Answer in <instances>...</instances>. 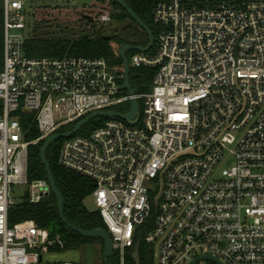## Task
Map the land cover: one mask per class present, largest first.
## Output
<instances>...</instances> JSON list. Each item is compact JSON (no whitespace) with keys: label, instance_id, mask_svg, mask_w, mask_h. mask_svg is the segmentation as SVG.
<instances>
[{"label":"built area","instance_id":"2783aa9c","mask_svg":"<svg viewBox=\"0 0 264 264\" xmlns=\"http://www.w3.org/2000/svg\"><path fill=\"white\" fill-rule=\"evenodd\" d=\"M1 1L0 264H83L45 262L64 249L61 235L9 224L15 204L52 194L48 179H28V148L93 112L128 113L134 99L135 123L107 118L58 150L61 167L94 182L118 264L142 238L153 264H264V0L159 1L154 52L129 62L156 72L150 91L133 94L105 58L25 53L28 6L83 3L108 26L111 0ZM20 112L34 115L36 140L26 141Z\"/></svg>","mask_w":264,"mask_h":264},{"label":"trees","instance_id":"16d2710c","mask_svg":"<svg viewBox=\"0 0 264 264\" xmlns=\"http://www.w3.org/2000/svg\"><path fill=\"white\" fill-rule=\"evenodd\" d=\"M129 7L145 22L152 30L153 35L157 36V28L153 22V13L156 5L161 0H124ZM113 21H125L131 19L133 25L124 28L125 35L117 36L114 33H107L102 36H78L66 34H38L35 29L30 30V34L25 42V53L31 58H64L72 56H83L92 58H105L109 64L119 73L124 74V64L120 56V49L124 44H132L138 47H146L150 38L146 31L138 27V23L116 0H111ZM89 19V18H87ZM90 20V19H89ZM146 38V42L137 44L129 37ZM133 54L136 50L130 51ZM152 48L148 54H152ZM128 58V52L126 53ZM4 63V8L0 0V71ZM156 69L150 67H132L130 69V85L134 92L150 91ZM113 110L125 112L128 106L114 107ZM3 112V103L0 101V115ZM25 139L28 142L40 137L34 121V115L19 113ZM107 118L100 117L91 120L82 128V135L90 134L94 129L106 122ZM77 123V122H76ZM67 125L59 130V133L71 130L76 124ZM81 131V130H80ZM79 134V132L77 133ZM65 139H61L51 144L46 152L53 175L58 188L60 189L65 201L66 218L79 228L91 230L96 228H106L102 216L98 210L91 211L85 206V199L92 195L95 185L94 182L74 171L61 167L58 163V150ZM44 141L31 144L28 148V179H47L46 167L41 159L40 151ZM32 220L38 227L48 229L53 235L60 234L65 242L64 249L79 248L92 243L101 244V257L103 260L104 242L101 238L84 237L78 232L69 229L59 216L58 201L53 193L39 203L22 201L15 204L9 211V224L11 226ZM153 248L142 238L139 250V264H153ZM111 264H115L110 260ZM118 264V262H117ZM126 264H136L133 257V250L129 251Z\"/></svg>","mask_w":264,"mask_h":264},{"label":"rangeland","instance_id":"374dc122","mask_svg":"<svg viewBox=\"0 0 264 264\" xmlns=\"http://www.w3.org/2000/svg\"><path fill=\"white\" fill-rule=\"evenodd\" d=\"M88 4L92 5L91 3ZM96 12V8L91 10L90 7L87 8L83 3L73 4L56 1H38L33 5L28 6V30L35 29V31L41 35H46L47 32H50V34H76L75 37L86 35L102 36L107 33H114L117 36H123L125 35L124 28L126 26L133 25L131 19H127L122 22L113 21V23L108 26L102 25L97 19L98 15ZM85 15L92 16L93 20L91 21L87 19ZM138 27L143 30L139 25ZM129 39L137 44L146 42L145 37L141 38L134 36L129 37ZM130 51L131 50L127 52L128 60L131 63L134 54ZM99 118L100 117H95L92 120H96ZM79 134L82 135V129L81 131H79ZM16 193L18 195L16 199L19 202L21 199L20 196L23 193V188H19ZM84 203L89 210H97V207L91 195L87 199H85ZM132 250L133 248L130 251ZM64 260H71L76 263L83 264H101V244L96 242L81 246L79 248L55 249L52 250L49 254H46L44 259V261L47 263H55ZM110 260L113 263L117 264L116 253H113V255L110 257Z\"/></svg>","mask_w":264,"mask_h":264},{"label":"water","instance_id":"95a60500","mask_svg":"<svg viewBox=\"0 0 264 264\" xmlns=\"http://www.w3.org/2000/svg\"><path fill=\"white\" fill-rule=\"evenodd\" d=\"M116 1L118 3H120V5H122V7H124L127 10V12L135 19V21L138 23V25L144 31L147 32V34L149 35V38H150V42L146 47H138V46H133L130 44H124L120 49V56H121V58L123 60V64H124L125 85H126L128 92L130 94H133V90H132L131 85H130V69L131 68H130L129 60L127 58L126 53L129 50H136L138 52L148 53L154 45L155 36L153 35L150 27L145 22H143L141 20V18L133 11V9L131 7L128 6V4L124 0H116ZM91 21H92V19H91ZM138 110H139V102H138V100L134 99L132 101V104H131V110L128 113H119V112H115V111L93 112V113L89 114L88 116L84 117L83 119H81L79 122H77L71 130H69L67 132H62V133H57V134L51 135L50 137L45 139V141L41 147V151H40L41 159H42V161L46 167L47 179L50 183L52 193L58 201L59 216H60L61 220L69 229H72V230L78 232L79 234H81L84 237H94V238L103 239V242H104V253H103L104 264H111L110 257L114 253L113 240H112L108 230L106 228H101V227L96 228V229H91V230H85V229L77 227L76 225L71 223L66 218L64 197H63L60 189L58 188V186L56 184V181H55V178L53 175V171L51 169L50 163L48 162V159L46 156V152L52 143L57 142L61 139L70 138L72 135L78 133L87 123H89L95 117H104V118L119 117V118H122L128 122L135 123L136 120H133V117L137 115ZM140 246H141V241L139 240L136 243V246H135L134 251H133V257L135 259L136 264H139V260H140V258H139ZM201 258H207V259L213 261L215 264H223L219 259L212 257V256L199 257V258L195 259L194 261H192L190 264H195V262Z\"/></svg>","mask_w":264,"mask_h":264}]
</instances>
